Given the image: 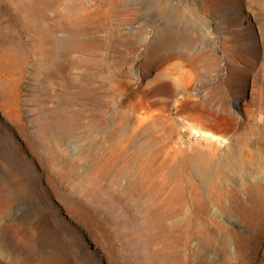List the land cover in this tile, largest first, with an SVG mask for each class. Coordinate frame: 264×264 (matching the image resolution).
Instances as JSON below:
<instances>
[{
    "label": "rangeland",
    "instance_id": "1",
    "mask_svg": "<svg viewBox=\"0 0 264 264\" xmlns=\"http://www.w3.org/2000/svg\"><path fill=\"white\" fill-rule=\"evenodd\" d=\"M0 264H264V0H0Z\"/></svg>",
    "mask_w": 264,
    "mask_h": 264
},
{
    "label": "bare ground",
    "instance_id": "2",
    "mask_svg": "<svg viewBox=\"0 0 264 264\" xmlns=\"http://www.w3.org/2000/svg\"><path fill=\"white\" fill-rule=\"evenodd\" d=\"M170 42H171V44H176V45L177 44H183V45H185V48L191 49L195 44V37H194L190 27H188V28H185L184 30H181L179 32H175V33L171 34L170 35ZM206 64H209V63L206 62ZM129 174H132L130 165H128V166L124 165L123 168L115 175V177H114L115 180L114 179L110 180V184L113 185V183L115 181H118L121 177L129 175Z\"/></svg>",
    "mask_w": 264,
    "mask_h": 264
}]
</instances>
